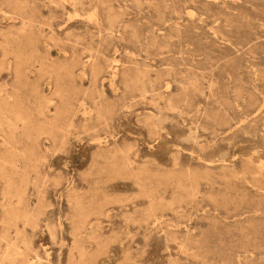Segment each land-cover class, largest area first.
<instances>
[{"label":"rangeland","instance_id":"1","mask_svg":"<svg viewBox=\"0 0 264 264\" xmlns=\"http://www.w3.org/2000/svg\"><path fill=\"white\" fill-rule=\"evenodd\" d=\"M0 264H264V0H0Z\"/></svg>","mask_w":264,"mask_h":264}]
</instances>
